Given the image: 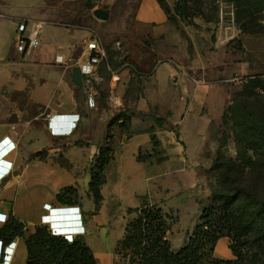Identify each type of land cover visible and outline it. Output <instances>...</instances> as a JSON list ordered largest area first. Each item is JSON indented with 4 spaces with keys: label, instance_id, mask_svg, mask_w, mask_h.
<instances>
[{
    "label": "rangeland",
    "instance_id": "obj_1",
    "mask_svg": "<svg viewBox=\"0 0 264 264\" xmlns=\"http://www.w3.org/2000/svg\"><path fill=\"white\" fill-rule=\"evenodd\" d=\"M7 1L18 2L42 21L85 30L80 49L96 36L105 48L104 57L113 52L114 61L106 71L99 69L101 80L94 83L95 105H88L96 117L100 112L107 114L106 139L118 135L123 142L131 131L149 132L146 129L154 127L155 140L140 147L136 157L151 164L159 162L155 166L167 170L161 177L167 189L151 192L146 201L160 200L171 216L168 238L172 249L183 246L212 193H232L241 186L247 192H239L231 209L229 234L221 242L225 249L264 260V211H255L250 197L264 198V0H164L173 22L168 19L169 26L160 28L158 39L147 36L143 41L172 50L180 61L177 83V78L167 83L166 94L173 93V99L159 94L151 72L136 73L126 62L124 42L130 36L139 0ZM250 2L252 6H246ZM96 9L106 10L108 18L97 17ZM131 79L143 95L139 89L134 95L127 93ZM80 96L83 102L86 92ZM132 108L155 111L164 119L163 125L135 117L130 131L124 129L119 114ZM215 160L222 164L212 166ZM225 168L227 178L220 173ZM132 215L125 212L107 224L112 236L122 232L114 248L117 264H134L116 251L126 219ZM218 253L217 249L214 255L219 257Z\"/></svg>",
    "mask_w": 264,
    "mask_h": 264
},
{
    "label": "crops",
    "instance_id": "obj_2",
    "mask_svg": "<svg viewBox=\"0 0 264 264\" xmlns=\"http://www.w3.org/2000/svg\"><path fill=\"white\" fill-rule=\"evenodd\" d=\"M22 19L41 20L18 2L0 0V213L8 216L6 222L0 221V229L15 218L24 223V235H30L37 225L45 224L47 215L61 233L82 236L97 264H117L114 248L122 232L112 236L109 221L122 217L129 208L146 204L158 203L163 209V202L148 203L146 196L159 188L167 189L161 179L167 170H159L155 166L159 162L152 165L136 157L138 149L150 145L156 134L140 132L123 142L118 135L106 139L107 114L100 112L96 117L87 103V93L96 95L94 83L101 80L99 62L97 78L91 85H86L83 77L81 86L72 80L77 61L86 58L87 43L97 37L80 49L87 36L85 30L43 20L40 45L19 52L15 34L16 23ZM133 19L130 36L124 42L126 62L137 71L151 72L159 94L175 98L173 93L166 94L167 83L176 78L177 83L180 61L172 50H161L143 41L147 36L158 39L160 28L169 26L164 8L158 0H139ZM81 91L86 92L83 102ZM105 140L112 141L113 155L104 170L102 199L96 205L88 189L90 167L99 146L108 144ZM42 150L44 153L38 154ZM65 186L77 189L74 203L58 202L56 194ZM67 206H73L71 211L61 210ZM221 241L214 254L218 249L219 258H233ZM0 245V264H25L24 236L8 243L2 240Z\"/></svg>",
    "mask_w": 264,
    "mask_h": 264
},
{
    "label": "trees",
    "instance_id": "obj_3",
    "mask_svg": "<svg viewBox=\"0 0 264 264\" xmlns=\"http://www.w3.org/2000/svg\"><path fill=\"white\" fill-rule=\"evenodd\" d=\"M164 8L168 19H171L164 0H158ZM248 3L246 6H252ZM174 9H177L174 7ZM181 10V3H180ZM106 58L101 56L98 60L99 69L106 71V66L114 61L113 52ZM138 73V71H136ZM137 81L131 79L127 90L134 95L139 89ZM142 94V89H139ZM77 96V95H76ZM118 119H122V127L128 131L131 128L132 118H151L157 126L163 125V118L153 110L141 111L136 108L124 109ZM150 126L146 131H153ZM140 130L131 131L132 134ZM44 153V150L38 154ZM37 154V153H36ZM113 155L109 144L99 146L98 152L92 159L88 189L96 205L102 199L101 186L106 177L104 170ZM222 163L215 160L212 166ZM221 176L228 177L227 168L220 171ZM239 192L246 193L243 187H236V192L218 193L210 196V203L202 207L193 231L185 235L184 244L178 250H173L168 232L171 228L170 215L163 211L158 203L146 204L141 207L129 208L127 213L133 214L126 219L124 233L119 240L116 251L123 257H129L134 264H264L258 255H246L235 251L233 258H219L214 255L218 240L229 234L231 209L234 206ZM254 203V210L264 211V198L257 195L250 196ZM58 202L62 204L74 203L78 198V191L72 186L62 187L56 194ZM17 236H24L27 249L25 264H97L96 258L85 239L76 235L71 241L61 235L52 234L47 225H37L30 235H24V223L13 218L12 221L0 229V237L4 243L11 242Z\"/></svg>",
    "mask_w": 264,
    "mask_h": 264
},
{
    "label": "built area",
    "instance_id": "obj_4",
    "mask_svg": "<svg viewBox=\"0 0 264 264\" xmlns=\"http://www.w3.org/2000/svg\"><path fill=\"white\" fill-rule=\"evenodd\" d=\"M44 23L45 22L42 20H29V19H22L17 21L15 46L19 52H28L32 49L37 48L40 45V36L44 27ZM84 54L86 55V58L77 61V66L80 67L81 74L84 79V83L89 86L93 83L92 81L97 78L96 65L99 58L105 55V49L104 46L101 44L100 40L95 39L87 43V49ZM87 103L90 106H93L95 104V99L92 91L87 93ZM48 117H49V123L51 124V126H53L54 123L52 117H50L49 115ZM72 208L73 206H67L61 210L71 211ZM7 218H8L7 214L0 213L1 222H6ZM49 218L50 217H47V215H45L44 223L45 225H47V227L49 228L52 234L61 235L69 241H71L75 237L73 233H61L59 229L51 225L52 222L49 220ZM81 229L82 231L80 232H83L82 226ZM76 231L78 232V229H76ZM1 242L2 240H0V243ZM1 247L2 246L0 245V251H1Z\"/></svg>",
    "mask_w": 264,
    "mask_h": 264
},
{
    "label": "water",
    "instance_id": "obj_5",
    "mask_svg": "<svg viewBox=\"0 0 264 264\" xmlns=\"http://www.w3.org/2000/svg\"><path fill=\"white\" fill-rule=\"evenodd\" d=\"M95 15L99 18L106 19L108 18L109 14L106 10L103 9H96ZM72 80L76 85L81 86L82 83V74L79 66H75L72 69Z\"/></svg>",
    "mask_w": 264,
    "mask_h": 264
}]
</instances>
